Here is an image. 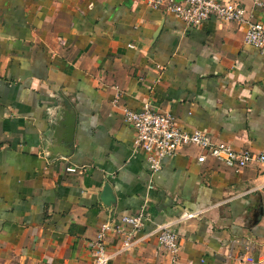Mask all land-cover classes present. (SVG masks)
<instances>
[{
  "label": "crops",
  "instance_id": "1",
  "mask_svg": "<svg viewBox=\"0 0 264 264\" xmlns=\"http://www.w3.org/2000/svg\"><path fill=\"white\" fill-rule=\"evenodd\" d=\"M232 1L264 24L253 0ZM246 31L190 27L144 0H0V264H94L101 227L140 212L110 264H172L158 228L185 213L176 264H264V167L200 163L186 147L154 173L124 119L149 104L264 151V53Z\"/></svg>",
  "mask_w": 264,
  "mask_h": 264
},
{
  "label": "built area",
  "instance_id": "2",
  "mask_svg": "<svg viewBox=\"0 0 264 264\" xmlns=\"http://www.w3.org/2000/svg\"><path fill=\"white\" fill-rule=\"evenodd\" d=\"M150 7L171 13L180 18L190 27H201L211 20L224 23L246 25L245 41L264 53V24L252 22L247 17L246 10L232 0H144ZM254 7L264 11V0H253ZM125 121L134 129L135 145L143 151L151 165L152 171L158 172L162 168L164 159L175 156L186 147H197L202 150L200 163L212 158L220 164L240 171L253 165L264 167V151L252 149H236L223 141H214L206 131L186 132L182 130L176 117L171 113L160 112L146 104L142 110L126 109ZM73 170V169H72ZM195 213H185L176 222L165 223L158 228L159 247L163 249L172 264H176L180 251L179 235L174 225L184 220L195 218ZM148 214L140 212L137 215L125 217L121 225L104 224L95 242L92 243L94 264H110L119 254L130 249L135 242L126 226L134 230L141 229ZM109 234L118 241L115 252H110L107 245Z\"/></svg>",
  "mask_w": 264,
  "mask_h": 264
},
{
  "label": "water",
  "instance_id": "3",
  "mask_svg": "<svg viewBox=\"0 0 264 264\" xmlns=\"http://www.w3.org/2000/svg\"><path fill=\"white\" fill-rule=\"evenodd\" d=\"M67 126H70V124L68 123ZM66 142L72 143V137H68ZM101 199L103 203L108 207L112 206V204L115 202V197L113 196V191L109 184L105 185Z\"/></svg>",
  "mask_w": 264,
  "mask_h": 264
}]
</instances>
